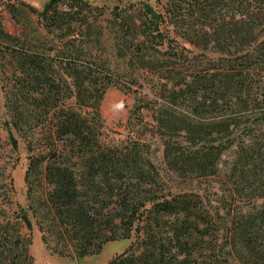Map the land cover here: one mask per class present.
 Wrapping results in <instances>:
<instances>
[{
	"label": "trees",
	"instance_id": "obj_1",
	"mask_svg": "<svg viewBox=\"0 0 264 264\" xmlns=\"http://www.w3.org/2000/svg\"><path fill=\"white\" fill-rule=\"evenodd\" d=\"M121 5L107 21L115 54L152 76L155 98L136 101L118 144L100 112L118 85L97 54L103 11L23 4L35 40L0 24L4 126L25 143L26 184L47 187L35 207L0 205V264H33V220L52 254L77 261L125 240L106 264H264V0ZM5 8L23 30L25 9Z\"/></svg>",
	"mask_w": 264,
	"mask_h": 264
},
{
	"label": "rangeland",
	"instance_id": "obj_2",
	"mask_svg": "<svg viewBox=\"0 0 264 264\" xmlns=\"http://www.w3.org/2000/svg\"><path fill=\"white\" fill-rule=\"evenodd\" d=\"M92 7H97L99 11H103L100 16V25L104 28L101 38V50L97 51L105 61H107L111 74L118 80V85L111 86L105 92L103 101L101 102L100 112L103 117L106 127L104 140L106 143L118 144L130 133L126 126L129 111L133 108L138 99L145 101L154 100V94L151 91L150 78L152 76H144L141 72L129 66L126 59L119 58L115 54L112 37L108 31L107 21L110 19V10L115 5L126 4L127 2H148L158 10H162L167 0H85ZM47 0H0V24L3 29L16 36L24 35L25 38L35 40L40 34L37 17L26 10L27 6L40 10ZM10 3L25 9L26 16H21V21L24 24V29L16 25L10 18L5 4ZM21 3V4H20ZM26 5V7L22 5ZM122 6V5H121ZM29 17V18H27ZM38 31L39 34L36 33ZM131 79H137L141 88L133 86L132 91H127L131 83ZM7 80L0 76V192L6 193L9 196L10 202H7L0 197V205L8 211L16 208V205L27 207L39 204L40 199L44 197L47 191L46 185L38 186L31 183L28 186L25 182V172L27 167V150L25 143L21 138L17 139V147H14L9 140L4 121L6 120L3 89ZM134 90H136L134 92ZM146 121H150V112L143 111ZM154 153V161L160 168L164 170L162 162L161 146L156 144ZM30 192L32 193L29 196ZM33 228L31 231L32 245L30 254L33 257V264H106L107 261L115 254L122 252L128 245L129 241L112 242L103 247L101 253L97 256L85 258L81 261L74 260L70 257H60L52 254L50 248H61L56 241L48 239L47 244L42 240V234L38 230L35 220H33Z\"/></svg>",
	"mask_w": 264,
	"mask_h": 264
}]
</instances>
